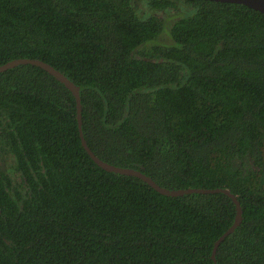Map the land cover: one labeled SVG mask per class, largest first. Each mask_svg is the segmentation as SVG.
<instances>
[{"label":"trees","instance_id":"1","mask_svg":"<svg viewBox=\"0 0 264 264\" xmlns=\"http://www.w3.org/2000/svg\"><path fill=\"white\" fill-rule=\"evenodd\" d=\"M80 89L103 162L243 210L217 264H264V14L203 0H0V66ZM224 193L107 172L76 98L0 73V264H215Z\"/></svg>","mask_w":264,"mask_h":264},{"label":"water","instance_id":"2","mask_svg":"<svg viewBox=\"0 0 264 264\" xmlns=\"http://www.w3.org/2000/svg\"><path fill=\"white\" fill-rule=\"evenodd\" d=\"M203 1H211V2H219V3H229V4H239L247 6L250 9H253L257 12H260L264 14V0H203ZM19 65H33L42 68L47 73H49L51 76L56 78L59 82L64 84L68 90H70L74 97L76 98L77 102V108H78V121H79V131L81 136V141L84 149L88 153V155L92 158V160L102 169H104L107 172H113L118 173L125 176L130 177H136L148 184L150 187H152L154 190L159 192L162 195L169 196V197H180L187 194H203V195H209L212 193H224L228 195L230 198L233 199L235 205H236V218L234 224L219 238V240L216 242L213 253H212V259L215 264H217V250L220 246V244L223 242L225 238L233 234V232L240 226L242 219H243V210L241 207L240 202L238 201L237 197L233 194H231L228 190L224 189H213V190H206V189H185V190H167L162 187H160L158 184H156L150 177L144 175L142 172L134 170V169H128V168H119L113 165H110L106 162H103L100 160L96 155L92 152V150L88 147L86 140L83 135L82 130V105H81V98H80V89L76 87L71 81H69L65 76H63L60 72L55 70L50 65L39 61V60H30V59H20V60H13L3 66H0V73L6 72L7 70L11 68H15Z\"/></svg>","mask_w":264,"mask_h":264}]
</instances>
